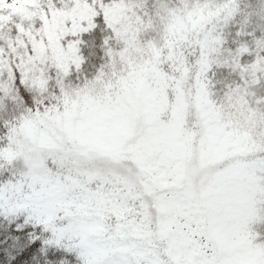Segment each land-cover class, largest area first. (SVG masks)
<instances>
[{
  "label": "snow or ice",
  "instance_id": "1",
  "mask_svg": "<svg viewBox=\"0 0 264 264\" xmlns=\"http://www.w3.org/2000/svg\"><path fill=\"white\" fill-rule=\"evenodd\" d=\"M0 264H264V0H0Z\"/></svg>",
  "mask_w": 264,
  "mask_h": 264
}]
</instances>
